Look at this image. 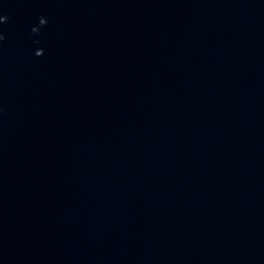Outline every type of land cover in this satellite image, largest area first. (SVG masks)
<instances>
[{
	"label": "water",
	"instance_id": "95a60500",
	"mask_svg": "<svg viewBox=\"0 0 264 264\" xmlns=\"http://www.w3.org/2000/svg\"><path fill=\"white\" fill-rule=\"evenodd\" d=\"M0 264H264V0H0Z\"/></svg>",
	"mask_w": 264,
	"mask_h": 264
}]
</instances>
